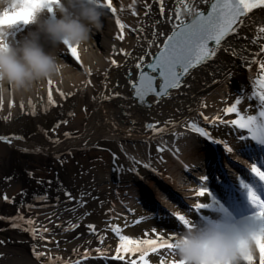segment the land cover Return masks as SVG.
<instances>
[{
  "label": "bare ground",
  "instance_id": "bare-ground-1",
  "mask_svg": "<svg viewBox=\"0 0 264 264\" xmlns=\"http://www.w3.org/2000/svg\"><path fill=\"white\" fill-rule=\"evenodd\" d=\"M136 2L138 15L134 16L129 10L132 0H113L114 6L123 5L125 9L116 14L126 26L122 33L124 39L116 40V36L121 34L120 29L115 23L116 17L108 14L103 29L94 34L92 41L93 51L100 59L98 68L89 65L80 57L83 66L90 68L94 78L101 81L97 90L98 95L95 96L92 93L91 84H86V81L91 80L92 75L89 76L77 64H74L70 54L66 51L61 53L62 58L73 65L80 75L78 79L71 82L52 81L53 100L57 101V98H62L61 91L65 94L67 92L82 93L84 97L89 92L90 100L97 98L91 120L89 119L85 129L83 128L81 133L69 139L67 144L71 145V149L76 154L81 155L80 147L86 146L87 148H84L88 149L101 141L103 143L110 137L114 141L112 143L114 148H112L115 151H108L106 156H103L104 160L94 166L97 173L103 175L100 181L98 177H93V172L92 174L89 171L91 176L88 174L82 180L86 187L81 188L75 194L74 201L64 203L53 201L62 215L60 223H42L53 215L51 209L35 211V214L41 215L35 220L41 226L39 229L49 224L46 228L51 229L52 232L64 229L66 231L52 238L50 244L45 247H35L37 252L48 247L60 249L56 255L47 254V258L40 261L42 263L68 264V262H73L75 264L79 261V264H128L129 260H137L140 264L139 253L133 256L129 252L122 261L113 259L119 247V238L112 230V226H119L121 235H128L135 240L155 239L160 243V237L167 240L173 235L169 232L173 226L181 227L172 212L179 211L192 219H206L214 215L227 214L236 221H244L250 219L256 209L252 206L248 198V189L243 184L249 185L264 197V181L256 177L249 167L251 164H257L264 168V144L251 139L246 129L234 127L230 123H220L221 120L239 119L236 112L231 114L225 112L228 107H236L240 116L244 117L257 116L264 107L260 104L257 95L262 90L258 81L264 77V72L260 70L258 64L251 63L253 60H264V54L255 55L258 51L257 45L249 44L242 38L229 37L228 43L217 52L214 58L192 69L190 74L184 78L182 86L170 90L171 94L161 103H156L152 97H149L148 102L152 105L151 107L147 104L140 105L133 98L127 80L128 69H131L134 74L137 73L134 59H126L122 54L117 55L112 50V45L115 43L117 50L122 47L136 56L147 48L148 41L151 39V29L147 28L146 32L140 34L131 31L132 28L147 27L151 24V21L143 15L142 0H136ZM196 2L201 9L207 8V5L200 4L199 0ZM165 3L168 5L166 8L168 13L179 7L177 0H165ZM253 21H260V17L255 16L247 21L249 28L243 34L248 37H252L254 30H258L260 26L259 23L254 24ZM168 27L171 28V25ZM25 30L21 26L18 32ZM226 48L228 50H225ZM233 49L236 54H233ZM157 50L155 45L151 48L152 53ZM111 59H117L121 67L116 68L111 65ZM105 73H108L109 80L107 89L104 88ZM112 91H119L122 94L121 97H114L111 100L101 99L102 96ZM48 92L47 83L30 99L14 100L11 117L0 118V135L15 137L10 130L27 114L39 119L43 110L55 113L56 102L55 104L49 102ZM94 96L95 99H93ZM238 99L239 104L236 103ZM33 111L35 115L32 114ZM8 112L9 109L6 106L2 115L7 117ZM205 116L209 118L208 121L204 120ZM217 117L219 119L214 125L211 121ZM82 118L83 115L78 113L74 119L75 125H78ZM192 123L205 128L214 139L227 141L233 147V152H227L223 144L214 143L192 132L190 129ZM149 124L155 125V128H148ZM44 138L53 142L47 134ZM21 144L28 145V149H33L34 152L48 156L62 155L64 149L63 151L60 149L65 146L64 143L52 145L51 148L44 145L40 147L34 145L35 142L31 140L13 139L11 144L0 141L2 162L6 161L8 153H12L13 148ZM160 148L164 151H158ZM36 149L40 151H35ZM177 149H179L178 153ZM114 154L118 158L115 168L113 167ZM161 157L164 163H161ZM103 162L106 163L103 164ZM144 164H150L156 171L145 168ZM184 165H187L190 171L186 170ZM132 168L136 171H130ZM203 175L208 177L207 187L212 194L211 197L206 194L201 198L195 194L194 189H198L205 183L200 181ZM102 180L105 184L101 183ZM181 180L184 186L178 190V182ZM19 189V186L15 187V191ZM161 196L166 197L171 205H165L160 199ZM212 197L215 198L216 203L212 202ZM81 198L86 201L85 205L91 206L90 209L86 210L81 207ZM89 201L95 202L89 205ZM0 202L2 205L1 200ZM196 202H207L212 204V207L202 210L199 214H194L191 210ZM119 206L123 207L122 210L125 213L130 214L129 217L122 214L126 219L107 222L103 214L105 209L110 208V212L117 215ZM135 209H138V212ZM83 217L81 222H72V220L76 221L77 218ZM108 217L111 218V215ZM88 224L95 225V233L87 228ZM73 225L76 227L73 228ZM153 228H156L157 232H151ZM77 229L82 230V233L75 232ZM101 237H103V243H101ZM89 240L91 241L88 242ZM56 241L59 242L58 245ZM32 247L28 246L31 254L27 258L23 257V260L19 259L20 262L16 261L11 264H32V262L37 264L39 259L34 256ZM97 248L101 251L97 252ZM171 252L167 248L150 252L147 257L149 264H159L155 257L159 256L166 260ZM43 253L48 252L43 251ZM58 260H60L59 263Z\"/></svg>",
  "mask_w": 264,
  "mask_h": 264
},
{
  "label": "snow or ice",
  "instance_id": "snow-or-ice-1",
  "mask_svg": "<svg viewBox=\"0 0 264 264\" xmlns=\"http://www.w3.org/2000/svg\"><path fill=\"white\" fill-rule=\"evenodd\" d=\"M103 3L107 6V15L110 14L116 17L115 23L121 33L116 36V40L122 41L124 39L122 33L126 26L116 14L118 11H124L125 9L123 5L119 7L114 6L113 0H103ZM199 3L207 5V8L201 9L196 0H177L179 7L172 9L171 13H168L166 12L168 5H166L165 0H142V8L144 9L143 15L151 21V24L147 25V27L132 28L131 31L140 34L146 32L147 28L151 29V39L148 41L147 48L139 55L133 56L132 52L126 51L122 47L117 50L115 43L112 45V50L115 54H122L126 59L132 58L135 61L134 66L137 73L134 74L131 69H128L127 80L131 87L133 98L138 104H147L148 107H151L152 105L148 102L149 97H152L156 103H161L165 97L171 94L170 90L178 89L182 86L184 78L190 74L192 69L214 58L217 52L228 43L229 37L233 39L242 38L249 44L257 45L258 51L255 55L260 56L264 54V0H199ZM129 10L134 16L138 15L136 0H132ZM255 16H259L260 21H253V23H259L260 26L258 30H254V35L252 37H248L243 33L249 28L247 21ZM168 25H171V28H169ZM137 39H139V35H137ZM145 39H147V37H145ZM154 45L157 46L158 50L152 53L151 48ZM225 50L228 49L226 48ZM65 51L70 54V58L74 64H77L82 71L91 76V69L83 66L77 49L69 46ZM232 51L233 54H236L234 49ZM110 63L116 68L121 67L117 59H111ZM251 63L258 64L260 70L264 72V60H253ZM249 70L251 71V67ZM258 83L262 90L257 95L260 104L264 106V77H261ZM86 84H91V80L86 81ZM108 84V73H105V89L108 88ZM48 85V100L52 104H55L51 92L52 81H49ZM116 86H118V84ZM57 91H59V89H57ZM121 95L119 91H112L110 94L102 96L101 99L111 100L114 97H121ZM60 96L67 99V95L62 91L60 92ZM95 98L96 97H93V99ZM123 98L127 99V97ZM236 103L239 104L240 100L238 99ZM12 106H14V102ZM21 107H23V104H21ZM85 111H87V109H85ZM225 112L228 114L236 112L239 119L229 121L221 120L220 123H230L234 127L238 126L241 129H246L251 139L264 144V107L261 108L257 116H240L236 107H228L225 109ZM32 114L35 115V112L33 111ZM69 115H74V113H69ZM201 115L203 114L201 113ZM208 119V117H204L205 121H208ZM218 119L219 117L213 119L211 123L215 125ZM62 124H68V120L62 119L57 121L52 131L55 132ZM147 127L151 129L155 128V125L149 124ZM190 129L192 132L214 143L223 144L227 152H233V147L227 141L214 139L205 128L198 127L196 123H192ZM64 136L71 137L72 133L65 132ZM13 139L23 140L24 138L22 136L10 138L9 136L0 135V141L9 144L12 143ZM53 142L59 143L60 141L56 139ZM23 151L27 152L28 149H23ZM35 151H40V149H36ZM158 151L162 152L164 149L160 148ZM178 152L179 149H177V153ZM117 160L118 158L114 154V168L117 166ZM160 160L161 163H164L163 157H161ZM144 167L151 168L153 172L156 171L150 164H144ZM184 167L186 170L190 171L187 165H184ZM130 171L135 172L136 169L132 168ZM251 171L261 181H264V168L259 167L257 164H251ZM29 175H32V173H29ZM7 179L10 180L11 177ZM207 180L208 177L206 175L200 177V181L205 183L198 189H194L196 196L201 198L206 194L208 197L212 196L207 187ZM38 182L44 183L45 181L41 179ZM48 183L51 184V181H48ZM243 186L248 189L250 202L252 206L257 209L253 215L264 218V199H260L259 197L251 198L252 188L247 184H243ZM21 195L25 194L21 193ZM64 196L67 198L68 202L76 199L72 193L67 190L64 191ZM2 198L5 202L15 203V198L9 197L6 193L3 194ZM41 199L42 201H47V194L42 196ZM56 199L59 201V196H57ZM212 202L216 203L214 197H212ZM84 203H86V201H83L81 198V207H83ZM28 207L32 208L33 205H28ZM211 207L212 204L210 203L196 202L192 205L191 211L194 214H199L202 210ZM86 214L90 215L91 213ZM172 215L175 216L176 221L179 222L181 227L176 228L173 226V229L169 230L173 235L169 236L167 240L160 237V243L155 239L135 240L128 235H121L119 226H112V230L119 238V247L116 249V255L113 259L122 261L124 256L129 252L133 256L139 253L140 264H149L147 257L150 252H157L160 248H167L173 251L175 248V237L180 231L184 228L191 227V225L189 224V216L179 211L172 212ZM5 219L11 223L13 228L21 227L18 221H24L25 227H23L22 230L29 232L33 238L51 242L47 240V235H51L52 230L46 227L38 230L35 227V221L31 218L25 220V218L17 212V215L12 217L6 218L0 216V220ZM137 223H139V221H137ZM75 227L76 225H73V228ZM87 228L93 233L96 232V227L93 224H88ZM151 232L155 233L157 229L153 228ZM145 235H147V233H145ZM3 243L4 241H0V244ZM55 243L58 245L59 242L56 241ZM101 243H103V237H101ZM96 251L100 252L101 249L97 248ZM33 254L37 258L45 255L43 252H37L35 246L33 247ZM85 256H87V253H85ZM155 259L159 261V264H164V258L158 256L155 257ZM68 264H73V262H68ZM75 264H79V261L75 262ZM128 264H138V262L137 260H129ZM173 264H175V261H173ZM260 264H264V255H262Z\"/></svg>",
  "mask_w": 264,
  "mask_h": 264
},
{
  "label": "clouds",
  "instance_id": "clouds-1",
  "mask_svg": "<svg viewBox=\"0 0 264 264\" xmlns=\"http://www.w3.org/2000/svg\"><path fill=\"white\" fill-rule=\"evenodd\" d=\"M106 16L103 0H0V118H10L14 100L30 99L49 81L79 78L61 56L69 46L98 68L100 59L92 41ZM21 26L26 30L18 32ZM6 106L7 117L2 115ZM183 186L179 181L178 190ZM256 197L264 199L252 188L251 198ZM160 199L171 205L166 197ZM189 224L175 237V248L164 264H260L264 218L253 215L236 221L227 214L206 219L189 216Z\"/></svg>",
  "mask_w": 264,
  "mask_h": 264
},
{
  "label": "rangeland",
  "instance_id": "rangeland-1",
  "mask_svg": "<svg viewBox=\"0 0 264 264\" xmlns=\"http://www.w3.org/2000/svg\"><path fill=\"white\" fill-rule=\"evenodd\" d=\"M91 80V91L96 96L98 95L97 90L99 89V83L101 81L100 79H95L94 75L91 76ZM88 90L89 89H87V91ZM88 93L89 92H87L84 97L82 93L71 94L67 92V99L64 97L56 99V109H54L56 110L55 113L43 110L42 113H40L41 116L38 117L39 119L34 116L30 117L27 114L22 121L13 125L14 128L11 129L10 132L14 133L13 136H22L24 141L31 140L35 142L34 145L40 147L44 145L48 148H51L52 145H62L64 143L65 146L60 149L62 151L64 149V153L58 156H48L44 153L34 152L32 151L33 149H28L29 146L25 144H21V146L13 148L12 153H8L9 156L7 155L8 157H6L5 162H2L3 157L0 156V200L2 201V205H0V216L6 218L12 217L16 216L17 212H19L25 220L31 218L35 221L36 217H41L38 213H36V215L35 211L37 212V210H39L41 212L51 209L53 210V215L42 223H60L62 215H60L56 205L53 204V201L57 200V196L60 198L58 202L62 203L67 201V198L64 196L65 190L70 191L72 195L75 196L81 188L86 187L83 185L84 183H82V180L83 177L85 178V176L90 174L89 171H91V173L93 172V177H98L99 181L102 179L103 175L101 173H97L94 166H96V163L104 160L103 156H106L105 154H107L108 151L114 150V144H112L114 141L112 138L108 137L109 139L105 140L103 143L102 141L101 143H97V145H95L97 147L91 146L88 149L84 148L86 146L80 147L81 149L79 150V153L81 155L76 154V152L71 149V145L67 144L69 139L81 133L83 128L85 129L87 123H89V119L91 120L92 118L97 98L95 100H90ZM85 109H87V111H85ZM69 113H74V115L70 116ZM78 113H81L83 118L78 125H75L74 122L76 121H74V119L77 117ZM62 119H67L68 124H62V128H60V126L55 132H53L52 128L55 126V123ZM42 132L45 133L43 134ZM65 132L72 133V136L65 137ZM46 134L51 138V141L59 139L60 142H50L44 138ZM23 149H28V151L25 152ZM105 163L106 162H103V164ZM29 173H32V175H29ZM8 177H11V179H7ZM41 179L45 182L39 183L38 181ZM48 181H51V184H49ZM101 183L105 184L103 183V180ZM16 186L20 187L18 191H15ZM3 192H5L9 197H14L15 203L5 202L2 198L3 194H5ZM21 193H24L25 195H21ZM45 194H47L48 199L47 201H42L41 197ZM94 202L89 201V205H93ZM28 205H33V207L29 208ZM83 207L87 210L90 209L91 206L88 207L83 204ZM118 209L119 214L117 215L112 214L113 212H110V208L105 209L103 214L107 222H115L126 219V217L123 218L122 214L129 217L128 215L130 214L125 213L122 210L123 207L121 208V206H119ZM135 210L138 212V209ZM110 215L111 218L108 217ZM83 219L84 217L77 218L76 221L72 220V222L78 223L83 221ZM18 223H20L21 227L13 228L8 220H0V240L4 241L3 244H0V264H11L16 261L20 262V260H23V257L27 258V256L31 254L28 246L43 248L45 245L50 244V242H46L45 240L33 238L29 232L22 230V228L25 227L24 221H18ZM48 225L49 224H46V227ZM35 227L37 229L41 228L40 224L38 222L36 223V221ZM81 231L82 230L77 229L75 232L81 234ZM64 232H66L65 229L61 231H54L51 235H45H47V240L51 241L52 238L55 236L58 237V235H62ZM90 241L91 240L88 242ZM41 250L48 253L39 257L37 264H45L40 261L45 260L49 254L56 255L60 252V249L57 247H48L47 249L44 248ZM59 261L60 260H58V263ZM32 264L34 263L32 262Z\"/></svg>",
  "mask_w": 264,
  "mask_h": 264
}]
</instances>
